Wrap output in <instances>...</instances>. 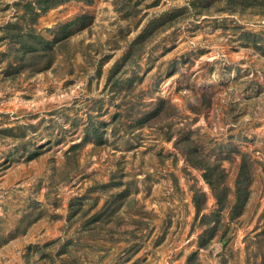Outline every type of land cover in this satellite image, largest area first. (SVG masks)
I'll use <instances>...</instances> for the list:
<instances>
[{
	"label": "rangeland",
	"instance_id": "1",
	"mask_svg": "<svg viewBox=\"0 0 264 264\" xmlns=\"http://www.w3.org/2000/svg\"><path fill=\"white\" fill-rule=\"evenodd\" d=\"M41 1L0 0V264H264V0Z\"/></svg>",
	"mask_w": 264,
	"mask_h": 264
},
{
	"label": "trees",
	"instance_id": "2",
	"mask_svg": "<svg viewBox=\"0 0 264 264\" xmlns=\"http://www.w3.org/2000/svg\"><path fill=\"white\" fill-rule=\"evenodd\" d=\"M61 1H63V0H42L41 4L43 7H46V6H49L53 3L61 2ZM204 168L207 169L208 167L205 165ZM205 176H207L208 181L212 184V179L210 178V174L208 172H206Z\"/></svg>",
	"mask_w": 264,
	"mask_h": 264
}]
</instances>
